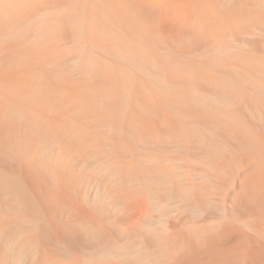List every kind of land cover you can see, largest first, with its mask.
<instances>
[{
    "label": "bare ground",
    "instance_id": "6f19581e",
    "mask_svg": "<svg viewBox=\"0 0 264 264\" xmlns=\"http://www.w3.org/2000/svg\"><path fill=\"white\" fill-rule=\"evenodd\" d=\"M0 264H264V0H0Z\"/></svg>",
    "mask_w": 264,
    "mask_h": 264
}]
</instances>
